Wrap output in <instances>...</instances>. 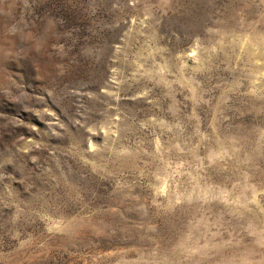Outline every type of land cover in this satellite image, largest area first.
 <instances>
[{
    "label": "rangeland",
    "instance_id": "374dc122",
    "mask_svg": "<svg viewBox=\"0 0 264 264\" xmlns=\"http://www.w3.org/2000/svg\"><path fill=\"white\" fill-rule=\"evenodd\" d=\"M0 264H264V0H0Z\"/></svg>",
    "mask_w": 264,
    "mask_h": 264
}]
</instances>
